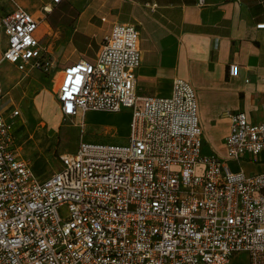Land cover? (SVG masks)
<instances>
[{
	"label": "built area",
	"instance_id": "obj_1",
	"mask_svg": "<svg viewBox=\"0 0 264 264\" xmlns=\"http://www.w3.org/2000/svg\"><path fill=\"white\" fill-rule=\"evenodd\" d=\"M40 25L19 5L0 18L8 38L0 65H15L22 79L54 64ZM141 61L138 26L119 22L94 59L60 69L65 118L124 108L132 118L127 143L81 141L44 178L22 157L20 108L2 109L0 69V264H230L240 253L264 264V171L236 168L264 151V118L231 113L223 150L203 153L193 85L176 79L169 95H141Z\"/></svg>",
	"mask_w": 264,
	"mask_h": 264
},
{
	"label": "crops",
	"instance_id": "obj_2",
	"mask_svg": "<svg viewBox=\"0 0 264 264\" xmlns=\"http://www.w3.org/2000/svg\"><path fill=\"white\" fill-rule=\"evenodd\" d=\"M62 4L80 7L74 15L71 11L66 12L65 7L59 9ZM17 5L41 20L38 30L41 37L42 23L50 26L44 16L50 15L54 8L58 15L60 13L55 25L67 33V43L72 50L69 63L82 58L94 59L116 23L136 24L142 51L137 71V89L141 95H169L176 79L187 80L193 87L198 82H205L216 88H226L222 98L230 93L236 100L233 103L222 101L216 108L212 100L201 107L199 93L194 87L202 126L208 116L227 124L213 151L223 150L222 142L229 131L231 113L245 111L252 121L264 118L261 106L264 28L257 26L264 23V0H68L58 5H52V0H0V18ZM46 6L51 10L45 11ZM7 43V36L0 29V61ZM5 63L17 70L15 65L3 62L1 74ZM232 64L237 66L235 75L229 72ZM1 77L3 80L4 76ZM22 80L18 76L12 87L21 85ZM5 83L3 80L5 94L2 99L11 95ZM10 100L8 105L2 106L3 111L17 107L16 99L11 97ZM203 129L207 142L204 126ZM236 168L248 173L264 171V151L255 158L244 160ZM41 170L37 172L42 178L54 171ZM230 264H248L247 254L236 255Z\"/></svg>",
	"mask_w": 264,
	"mask_h": 264
},
{
	"label": "rangeland",
	"instance_id": "obj_3",
	"mask_svg": "<svg viewBox=\"0 0 264 264\" xmlns=\"http://www.w3.org/2000/svg\"><path fill=\"white\" fill-rule=\"evenodd\" d=\"M63 7L66 12L71 11L75 15L80 6H64L63 4L58 6L59 9ZM58 16L60 13L58 15L54 8L50 15L44 16L50 26L42 23L44 43L50 49L51 60L54 62L51 68L33 70L27 78L22 80L21 85L15 87L12 85L16 83L18 76L22 77L21 72L15 70L13 66L10 68L8 63H5L1 74L4 76L7 90L11 91L10 96L2 99L1 106L8 105L11 97L16 99L17 107L22 114L15 118L14 130L17 133L18 144L22 148V157L33 163L36 174L39 169L46 173L60 169V156L74 152L81 141L102 144L127 143L132 118V111L128 108L119 112L90 111L85 121L63 116L55 96V89L61 79L60 69L69 63L72 50L67 43V33L56 28L55 21L59 18ZM198 84L194 87L199 93L201 107L208 100L214 101L216 108L222 101L233 103L236 100L230 93L222 98L226 88H216L205 82H198ZM226 125L224 121L211 119V116L207 117L203 123L207 134L203 153H212L219 145Z\"/></svg>",
	"mask_w": 264,
	"mask_h": 264
}]
</instances>
